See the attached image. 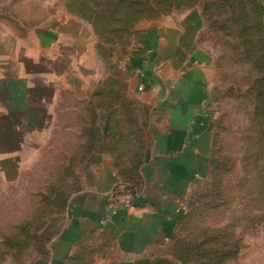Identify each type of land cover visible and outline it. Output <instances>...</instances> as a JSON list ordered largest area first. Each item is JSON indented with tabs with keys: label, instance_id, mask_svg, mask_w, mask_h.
Returning a JSON list of instances; mask_svg holds the SVG:
<instances>
[{
	"label": "rangeland",
	"instance_id": "1",
	"mask_svg": "<svg viewBox=\"0 0 264 264\" xmlns=\"http://www.w3.org/2000/svg\"><path fill=\"white\" fill-rule=\"evenodd\" d=\"M169 3L0 0V264L48 260V225L88 168L113 166L137 193L151 122L164 118L133 94L127 62L137 35L192 9L213 142L167 250L177 264H264V0ZM77 61L79 81L58 94L57 73Z\"/></svg>",
	"mask_w": 264,
	"mask_h": 264
},
{
	"label": "crops",
	"instance_id": "2",
	"mask_svg": "<svg viewBox=\"0 0 264 264\" xmlns=\"http://www.w3.org/2000/svg\"><path fill=\"white\" fill-rule=\"evenodd\" d=\"M194 10L137 35L127 62L124 75L133 94L147 97L153 115L164 118L151 122L152 146L133 195L135 208L121 203L125 189L113 166L88 168L81 193L49 223L48 260L38 264H81V257L87 264H177L167 247L181 204L203 174L198 162L213 142L206 109L210 59L200 42L202 12L193 20ZM79 62L57 73L58 94L72 89L74 75L79 81Z\"/></svg>",
	"mask_w": 264,
	"mask_h": 264
},
{
	"label": "built area",
	"instance_id": "3",
	"mask_svg": "<svg viewBox=\"0 0 264 264\" xmlns=\"http://www.w3.org/2000/svg\"><path fill=\"white\" fill-rule=\"evenodd\" d=\"M124 196L121 198V203L125 206H127L129 209H134V204H133V192L131 190L125 189L124 190ZM116 197L113 196L112 198V203L115 204ZM116 210V209H115Z\"/></svg>",
	"mask_w": 264,
	"mask_h": 264
},
{
	"label": "trees",
	"instance_id": "4",
	"mask_svg": "<svg viewBox=\"0 0 264 264\" xmlns=\"http://www.w3.org/2000/svg\"><path fill=\"white\" fill-rule=\"evenodd\" d=\"M170 1V3L168 4L170 7H173V6H175L176 4H175V2H181L182 0H169ZM172 1H174V2H172ZM192 1L193 0H188V3L189 4H192ZM160 3H167V2H158V4H160ZM123 185V184H122ZM128 190H131L132 192H133V195L135 194V192L133 191L134 189L132 188V187H129V188H127Z\"/></svg>",
	"mask_w": 264,
	"mask_h": 264
}]
</instances>
